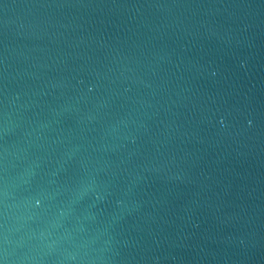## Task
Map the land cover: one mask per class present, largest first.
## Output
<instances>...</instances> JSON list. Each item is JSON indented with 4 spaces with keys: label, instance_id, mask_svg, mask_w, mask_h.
<instances>
[{
    "label": "water",
    "instance_id": "water-1",
    "mask_svg": "<svg viewBox=\"0 0 264 264\" xmlns=\"http://www.w3.org/2000/svg\"><path fill=\"white\" fill-rule=\"evenodd\" d=\"M0 264H264V0H0Z\"/></svg>",
    "mask_w": 264,
    "mask_h": 264
}]
</instances>
